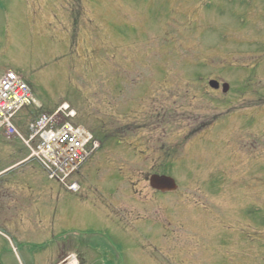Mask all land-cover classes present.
Returning <instances> with one entry per match:
<instances>
[{
    "label": "rangeland",
    "instance_id": "obj_1",
    "mask_svg": "<svg viewBox=\"0 0 264 264\" xmlns=\"http://www.w3.org/2000/svg\"><path fill=\"white\" fill-rule=\"evenodd\" d=\"M9 68L107 138L75 192L0 129L5 264H264V0H0Z\"/></svg>",
    "mask_w": 264,
    "mask_h": 264
},
{
    "label": "built area",
    "instance_id": "obj_2",
    "mask_svg": "<svg viewBox=\"0 0 264 264\" xmlns=\"http://www.w3.org/2000/svg\"><path fill=\"white\" fill-rule=\"evenodd\" d=\"M30 98L28 86L13 72H8L0 79V117L2 122L8 125V131L15 130L10 125V118ZM62 109L67 116L75 114V111L69 109L67 105ZM37 122L35 135H32L31 139L37 134L40 135L41 143L36 152L40 158H45L49 164L58 165L67 159L75 160L83 155L84 141L80 138L82 133L79 128H75L70 122H65L62 127L53 129L51 125L59 123L56 117L45 116Z\"/></svg>",
    "mask_w": 264,
    "mask_h": 264
},
{
    "label": "water",
    "instance_id": "obj_3",
    "mask_svg": "<svg viewBox=\"0 0 264 264\" xmlns=\"http://www.w3.org/2000/svg\"><path fill=\"white\" fill-rule=\"evenodd\" d=\"M210 85L214 88H218L220 86V82L218 80L212 79L210 80ZM229 87H230L229 83H224L223 84L224 92H227L229 90ZM150 184L153 188L162 191H173L178 187L175 178L169 175L153 174L150 177Z\"/></svg>",
    "mask_w": 264,
    "mask_h": 264
},
{
    "label": "bare ground",
    "instance_id": "obj_4",
    "mask_svg": "<svg viewBox=\"0 0 264 264\" xmlns=\"http://www.w3.org/2000/svg\"><path fill=\"white\" fill-rule=\"evenodd\" d=\"M72 107H73V106H72ZM75 112H76V110H75ZM94 143H96V146H97V147H101V144H102L101 141H99V140L95 141V140H94V142L92 143V147H93V148H94V146H93ZM94 149H96V148H94ZM76 263H77V261L73 260L70 264H76Z\"/></svg>",
    "mask_w": 264,
    "mask_h": 264
},
{
    "label": "trees",
    "instance_id": "obj_5",
    "mask_svg": "<svg viewBox=\"0 0 264 264\" xmlns=\"http://www.w3.org/2000/svg\"><path fill=\"white\" fill-rule=\"evenodd\" d=\"M102 136H103V137H102ZM104 136H105V138H104ZM106 138H107V136H106V134H104V135H101V137L98 136V137L95 139V141L99 140V141H101L102 143H104V141L106 140Z\"/></svg>",
    "mask_w": 264,
    "mask_h": 264
},
{
    "label": "flooded vegetation",
    "instance_id": "obj_6",
    "mask_svg": "<svg viewBox=\"0 0 264 264\" xmlns=\"http://www.w3.org/2000/svg\"><path fill=\"white\" fill-rule=\"evenodd\" d=\"M0 264H5V263L0 259Z\"/></svg>",
    "mask_w": 264,
    "mask_h": 264
}]
</instances>
